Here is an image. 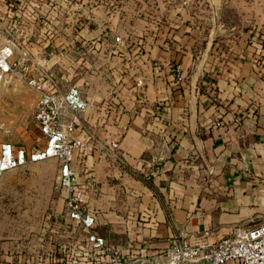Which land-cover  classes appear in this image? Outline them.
<instances>
[{
    "label": "rangeland",
    "instance_id": "obj_1",
    "mask_svg": "<svg viewBox=\"0 0 264 264\" xmlns=\"http://www.w3.org/2000/svg\"><path fill=\"white\" fill-rule=\"evenodd\" d=\"M33 2L36 4L32 7L35 18L25 23L17 19V24L32 30L34 44L42 46L45 43L50 49L33 53V61L27 69L16 67L3 75L0 145L10 142L31 149L43 144L34 117L38 92L28 84L29 78L43 77L51 83L47 87L51 85L52 91L62 93L76 85L87 97L90 79L96 78V82L105 76L113 79L115 84L109 89L112 92L108 99L105 101L102 97L97 105L93 103L103 107L99 115L78 113L86 132L83 148L76 152L72 161L85 203L97 214L102 208L94 204L102 190L94 179L96 163L108 164L113 173L111 175L108 170L109 182L114 183L111 177L126 169L134 177L148 181V173L142 175V170L126 167L120 147L124 134L109 127L120 121L124 111L119 112L122 104L111 97L120 87L121 78L145 77L149 70L143 68L141 73L140 66L137 70L133 64L142 58L145 60L141 62L154 60L153 47H171L176 41L177 30L196 28L201 32L198 33L201 41L195 50L193 64L185 74V88L193 96L196 93L205 95L213 108L220 105L216 99L215 80L236 45L251 52V57L264 69V0H91V13L89 0ZM116 36L121 38L119 43L115 41ZM61 44L65 47L58 50ZM235 55L245 56L240 58L247 60L243 51ZM19 57V53L14 54V58ZM143 85L135 89L141 98L144 97ZM102 94L103 90L98 88V97ZM249 112L251 117L260 114L256 100L250 110L247 107L239 111L229 121L239 125ZM71 116L72 112H64V121L76 119ZM221 119H214L213 125L219 126ZM196 121L198 118L193 119L192 125ZM166 137L163 136L160 144ZM112 142H116L117 147H112ZM59 168L58 158H48L7 170L0 176V264H42L45 256L59 244L81 235L63 218L67 190L58 184ZM114 179L118 181L119 178ZM117 189L121 203L126 196L120 187Z\"/></svg>",
    "mask_w": 264,
    "mask_h": 264
},
{
    "label": "crops",
    "instance_id": "obj_2",
    "mask_svg": "<svg viewBox=\"0 0 264 264\" xmlns=\"http://www.w3.org/2000/svg\"><path fill=\"white\" fill-rule=\"evenodd\" d=\"M23 1L30 3L31 11L30 16L18 19L25 23L35 18L32 7L36 4L33 0ZM17 25L16 21L15 27ZM31 31L19 25L13 28L18 42L28 48L29 60L33 61V53L50 48L45 43L34 44ZM198 33L201 32L196 28L177 30L171 47H153L154 60L141 62L145 60L142 58L133 64L137 70L140 66L141 73L143 68H149L147 75L121 78L120 87L111 95L122 104L119 112L124 109L120 121L109 126L124 134L120 143L124 163L128 168L142 170V175L149 174L145 181L134 177L127 169L121 170L114 176L118 181L111 177L112 183L108 179V170L113 174L108 164L94 165V179L102 190L94 204L102 208L95 227L114 244L155 248L173 239L213 244L255 226L264 217V69L251 57V52L236 45L215 80L220 105L213 108L205 95L193 96L185 88V74L193 64L201 41ZM4 41L0 31V45ZM64 47L61 44L58 50ZM237 51L246 53L247 60L242 59L245 56H236ZM170 62L174 65H169ZM114 84L108 76L98 82L92 78L88 82V97L73 85L85 103L82 109L64 110L72 112L71 117L76 118L74 136L85 139L86 127L80 123L78 113L99 115L103 107L94 104L102 97L106 101ZM142 84L144 97L141 98L135 89L139 90ZM2 88L3 81L0 90ZM98 88L103 90L99 97ZM255 100L260 114L251 117L252 113H247L239 125L229 121L239 111L247 107L250 110ZM218 117H222L220 125L214 126L213 120ZM195 118L198 121L192 125ZM164 135L167 137L160 144ZM118 187L126 196L121 203L117 198Z\"/></svg>",
    "mask_w": 264,
    "mask_h": 264
},
{
    "label": "built area",
    "instance_id": "obj_3",
    "mask_svg": "<svg viewBox=\"0 0 264 264\" xmlns=\"http://www.w3.org/2000/svg\"><path fill=\"white\" fill-rule=\"evenodd\" d=\"M29 6L30 3L23 0H0V21L5 39L0 45V86L5 73L16 67L27 69L30 65L28 48L20 45L13 32L17 19L30 16ZM115 41L119 43L120 36H116ZM16 51H19V58H14ZM176 69L179 73L178 65ZM28 84L38 92L34 117L43 144L29 149L10 142L2 143L0 176L29 163L58 158V184L67 190L63 218L72 230L81 232L51 250L42 264H264V221L213 244L174 240L160 248L138 244L120 246L101 236L95 227L97 213L85 203L83 188L77 184L72 165L84 142L74 136L75 119L63 120L65 108H84L79 90L72 86L68 92L52 91L51 85L47 87L51 83L43 77L29 78ZM112 147H117V143L112 142Z\"/></svg>",
    "mask_w": 264,
    "mask_h": 264
},
{
    "label": "water",
    "instance_id": "obj_4",
    "mask_svg": "<svg viewBox=\"0 0 264 264\" xmlns=\"http://www.w3.org/2000/svg\"><path fill=\"white\" fill-rule=\"evenodd\" d=\"M262 221H264V217H262ZM173 240H176V239H173ZM168 245V244H167ZM167 245H165V246H160V247H166ZM160 247H158V248H160ZM151 248V247H150ZM155 248H157V247H155Z\"/></svg>",
    "mask_w": 264,
    "mask_h": 264
},
{
    "label": "flooded vegetation",
    "instance_id": "obj_5",
    "mask_svg": "<svg viewBox=\"0 0 264 264\" xmlns=\"http://www.w3.org/2000/svg\"><path fill=\"white\" fill-rule=\"evenodd\" d=\"M177 241H183V240H178V239H176ZM172 242H174V240H172L170 243H172Z\"/></svg>",
    "mask_w": 264,
    "mask_h": 264
}]
</instances>
